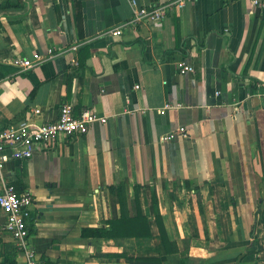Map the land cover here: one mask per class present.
Here are the masks:
<instances>
[{
	"label": "crops",
	"instance_id": "0c3cea01",
	"mask_svg": "<svg viewBox=\"0 0 264 264\" xmlns=\"http://www.w3.org/2000/svg\"><path fill=\"white\" fill-rule=\"evenodd\" d=\"M170 1L19 0L21 10L0 14V131L53 122L64 103L107 119L5 165L6 182L33 197L30 242L41 261L244 254L239 264H264V0H194L110 34L134 9ZM17 58L34 67H14ZM180 62L195 72L180 74ZM182 127L186 137L162 141ZM157 210L170 252L154 215L150 238L131 236V217ZM6 220L0 210L1 257L18 250Z\"/></svg>",
	"mask_w": 264,
	"mask_h": 264
},
{
	"label": "built area",
	"instance_id": "2783aa9c",
	"mask_svg": "<svg viewBox=\"0 0 264 264\" xmlns=\"http://www.w3.org/2000/svg\"><path fill=\"white\" fill-rule=\"evenodd\" d=\"M191 1L194 0H173L157 7L134 9L133 18L111 30L110 34L119 37L128 28L135 29L144 23L161 21ZM253 5L260 7L263 3L261 0H253ZM49 54H53V50H49ZM34 64L22 58L12 61L14 67L24 70L32 69ZM178 68L182 75L195 72L194 67L186 62L178 63ZM170 108H172L171 105H166L162 113ZM39 112L35 110L34 114ZM97 122L105 124L107 119L100 117L91 109H83L76 113L72 104L64 103L60 108L58 119L53 122L37 124L34 121L25 120L16 127L0 131V183L3 185V190L0 192V210L7 217L4 229L16 241L18 250L26 259V264H45L37 258L30 242L29 220L33 197L31 193L19 192L15 185L6 182L5 165L11 160L30 159L37 147H47L60 137L84 134L92 124ZM180 136H187V131L183 127L163 136L162 141H173Z\"/></svg>",
	"mask_w": 264,
	"mask_h": 264
},
{
	"label": "trees",
	"instance_id": "16d2710c",
	"mask_svg": "<svg viewBox=\"0 0 264 264\" xmlns=\"http://www.w3.org/2000/svg\"><path fill=\"white\" fill-rule=\"evenodd\" d=\"M22 9V5L20 4L19 0H8L5 3H0V14H8L11 12H16ZM122 187V186H121ZM111 191L112 193H116L117 196H119V191H121L120 186L117 187H111ZM156 194L153 195V198L155 201H157L156 199ZM151 215L155 216L156 222L158 224L159 227V231H160V235L162 238V242L164 244V247L166 249V252H170V241L168 238V234L167 231L165 229L164 226V222H163V218L161 216V214L159 213V211H147L146 212V217L142 216L141 211L137 212V215H135L134 217H131V221H132V228H131V236L133 237H151V231H150V226L148 223V217H150ZM125 219V217H124ZM144 221L146 222V229L147 232L146 233H142L140 231V222ZM113 230L115 231H119V227H114ZM109 233H106V236H109ZM256 239L255 242L251 245V247H256ZM18 253L21 254V252L19 250L15 251V253L13 254H9L7 253L6 255H4L3 257L0 256V264H17V255ZM244 254H237V255H226V256H218V257H214L210 260H202L200 261L199 264H239L243 259H244ZM45 264H51L48 261H44Z\"/></svg>",
	"mask_w": 264,
	"mask_h": 264
}]
</instances>
